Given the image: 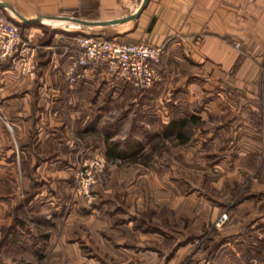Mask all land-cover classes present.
I'll return each instance as SVG.
<instances>
[{"label": "crops", "instance_id": "0c3cea01", "mask_svg": "<svg viewBox=\"0 0 264 264\" xmlns=\"http://www.w3.org/2000/svg\"><path fill=\"white\" fill-rule=\"evenodd\" d=\"M4 1L25 16L42 15L43 22L80 26L59 13L66 9L80 16L92 14L90 19H113L135 12L143 0ZM96 6L99 10L95 14ZM93 26L112 27L107 37L166 43L167 51L158 63L163 79L147 90L136 89L137 106L143 100L149 101V109L163 118L164 125L176 113L179 117L195 115L206 121L204 139L207 135L211 142L219 143L228 133L234 140L246 141L250 154L264 150V0H149L138 18ZM22 30L35 39L36 72L15 69L10 61L0 64V183H11L9 192L0 193L9 200L4 201L5 209L6 204L12 205L25 193L32 211L44 219L48 212L56 216L66 213L57 258L71 264H101L103 260L116 264H178L190 255L193 264H223L219 258L224 253L227 264H247L258 258L254 255L246 261L243 255L253 245H259L254 252L260 254L259 262L264 264V237L262 233L251 236L264 230L260 210L264 207V192L254 204V222L251 198L261 192H246L233 207L238 225L248 219L241 226L244 230L230 231L233 228L229 226L226 238L210 237L207 246L197 250L188 236L187 213L194 209V200L206 196L201 192L196 196L180 194L183 217L179 236L160 226L159 230L134 227L132 216L139 207L124 205L134 202L132 192H126L130 197L126 200L125 192H115V202L107 192H95L93 203L78 200L69 206L78 148L83 147L85 152L106 150L105 136L100 142L94 140L99 125L97 122L96 130L92 127V117L106 115L108 101L133 87L109 74L106 65L70 83L67 71L71 59L64 45L57 43L61 32L42 24L22 26ZM78 137H82L81 142ZM221 153L225 159L218 165L233 164L227 168L231 181L242 180L252 171L250 164L239 168L237 145ZM14 185L19 189L12 192ZM161 193L163 197L171 196V192ZM219 195L209 196L210 205L207 196V201L202 198L199 222L214 220L225 207L226 200Z\"/></svg>", "mask_w": 264, "mask_h": 264}, {"label": "rangeland", "instance_id": "374dc122", "mask_svg": "<svg viewBox=\"0 0 264 264\" xmlns=\"http://www.w3.org/2000/svg\"><path fill=\"white\" fill-rule=\"evenodd\" d=\"M1 10L13 20L23 22L11 9L1 8ZM94 10L96 14L99 9L96 6ZM59 14L80 16L78 12L67 11L66 9H63ZM89 16L80 17L88 18ZM41 24L49 30L55 29L61 32L58 35L60 36L57 41L58 45H65L73 41L65 33L82 32L107 37L112 28L86 24L74 26L43 21ZM22 31L24 35L25 31ZM32 44L36 45L33 35ZM5 61L8 60L1 61L0 64ZM133 89L129 88L114 100L108 101L106 115L93 116L91 123L95 130L97 129V122L99 125L94 140L100 142L104 136L107 139V144L117 140L122 148L129 151L128 156L123 157L122 160L107 158L105 167L98 172L90 186L93 194L90 200L75 191L77 185L76 172L80 166L79 158L85 152L83 147H79L78 156L72 166L69 206L78 200L93 203L97 197L95 192H107L109 196H113L114 202L116 201L115 192H125L124 194L132 192L131 194L135 195L133 196L134 202L124 205L134 204L135 209L139 207L133 212L135 213L132 216L134 227L140 230H151L156 227L159 230L158 227L160 226L168 229L173 235L175 233L179 236L182 233L179 231L182 222L180 218L183 217L179 205L181 193L187 192L189 196L191 194L196 196L197 192L206 194L207 197L200 195L206 201L208 199L210 205L212 204V200L209 199L210 195L217 196L219 195L217 192H233L232 196L219 195L222 200H226L225 207L220 209L214 220L206 219L204 224L198 220L199 215L203 212V206L200 204L202 198L200 201L194 200L191 203L194 209L190 208L189 213H187L189 216L187 232L196 250L207 246L210 237L226 238L225 235L229 233L228 229L231 226L233 229L230 231L239 228L241 231L244 230L245 227L241 229V226L247 224L248 219L245 223L238 225L237 217L235 216L236 218L233 219V207L246 196V192H261L260 194L256 193L258 195L251 198L253 202L251 217H253L254 222V215L257 214L254 211L256 208H254V204L264 192V150L261 149L257 151L258 153L252 152L250 154L246 141L243 139L234 140L228 133L221 136L222 140H219V143L211 142L207 135V139H204V132L202 131L206 124L204 119L191 122L188 127L190 141L187 145L180 143L175 135H166L163 118L155 115L154 111L149 109V101L143 100L142 104L137 106L134 100L136 97L134 94L137 93V90ZM173 116H179V114L176 113ZM200 136L203 137L197 143L196 138ZM81 139L78 137L77 140L81 142ZM234 144L238 146V155L241 157L238 160L239 168H244L247 164L253 167L250 174L245 175L242 180H236V182L231 181L227 175V168L232 167L233 164L218 165V162L224 158V154L221 152H228L230 145ZM131 145L134 147L133 150H130ZM96 152L86 153L93 155ZM15 185L18 186V183ZM15 185L12 192L19 189ZM10 186L11 183H0V193L9 192ZM161 192H171L170 198L168 196L163 197ZM126 198L130 199L127 194L123 200ZM4 201L8 203L9 200H4L0 196V264H71L67 260L61 261L57 258L58 253H61L58 251L59 237L66 223V213L56 216L54 213L48 212L45 213L46 219H44V216L32 211L25 193H21V196L17 197L12 205L6 204V209L4 208ZM262 205L264 206V202ZM260 210L264 214V207ZM224 212L227 213L226 221L222 225H217L219 217ZM207 215L209 216V214ZM211 216L209 217L211 218ZM17 221H23L25 226L18 224ZM234 224L236 226H233ZM246 229L250 231L249 228ZM14 232L18 233V240L13 239ZM261 233L264 237V230L256 231L251 236L253 238L259 237ZM172 238V242H174L175 237L172 236ZM253 246L255 249L259 245ZM254 249L251 258L254 255L258 258L250 261L249 264H263L259 262L260 254L255 253ZM225 255L226 253L221 255L219 262L227 264ZM193 258V255H190L178 264H193ZM101 264H116V262L103 260ZM118 264H122V262Z\"/></svg>", "mask_w": 264, "mask_h": 264}, {"label": "built area", "instance_id": "2783aa9c", "mask_svg": "<svg viewBox=\"0 0 264 264\" xmlns=\"http://www.w3.org/2000/svg\"><path fill=\"white\" fill-rule=\"evenodd\" d=\"M71 43L64 45L71 59L67 79L75 83L102 65L108 73L130 84L135 89L147 90L163 79L158 63L167 51L166 43L154 44L146 41H126L118 37H104L94 34H68ZM240 46V42H236ZM36 45L32 34L23 35L22 24L13 20L0 9V62L8 60L15 69L34 74L36 72ZM6 124L8 120L2 116ZM264 135V126L262 128ZM76 172V192L92 199L91 185L96 175L107 162L104 152L93 155L83 152ZM264 165V164H263ZM227 219L224 212L217 222L222 225Z\"/></svg>", "mask_w": 264, "mask_h": 264}, {"label": "trees", "instance_id": "16d2710c", "mask_svg": "<svg viewBox=\"0 0 264 264\" xmlns=\"http://www.w3.org/2000/svg\"><path fill=\"white\" fill-rule=\"evenodd\" d=\"M24 27H27V26H24ZM78 33L84 34L82 32H71L68 34L74 35ZM109 38H112V37H109ZM196 121H199V118H197V116L195 115H191L189 117H179V116L176 117L175 116L171 119V121L167 125L164 126V131L166 135H170V134L175 135L179 139L180 143H187L191 139L190 134H188L189 133L188 127L191 122H196ZM130 148H131L130 150H133L134 147L131 145ZM128 153L129 151H126L124 148H122L120 145V142L117 140L109 142L105 150V155L107 156V158L127 157ZM17 223L25 226V223L23 221H17ZM17 235L18 233L16 234L14 232L13 234L14 240H18ZM252 249H254V247L251 248L250 250L246 249V253L243 252V255L246 258V261L252 257V254H253ZM239 264H243V263L240 262Z\"/></svg>", "mask_w": 264, "mask_h": 264}, {"label": "water", "instance_id": "95a60500", "mask_svg": "<svg viewBox=\"0 0 264 264\" xmlns=\"http://www.w3.org/2000/svg\"><path fill=\"white\" fill-rule=\"evenodd\" d=\"M149 0H143L139 6V8L131 13L128 14L124 17H119V18H113V19H87V18H83V17H79V16H69V15H65V16H61V17H66L69 18L73 21L79 22L80 24H86V25H108V24H114V23H118V22H122L128 19H133V18H138V16L141 14V12L144 10V8L147 6ZM0 7H4V8H10L12 9L15 14L21 18V20L23 22H21V24L23 26H31V25H37V24H41L42 23V19L43 16L42 15H38V16H33V17H28L23 15L22 13H20L13 5L9 4L7 1L4 0H0Z\"/></svg>", "mask_w": 264, "mask_h": 264}, {"label": "bare ground", "instance_id": "6f19581e", "mask_svg": "<svg viewBox=\"0 0 264 264\" xmlns=\"http://www.w3.org/2000/svg\"><path fill=\"white\" fill-rule=\"evenodd\" d=\"M12 10V9H11ZM13 11V10H12ZM14 12V11H13ZM15 13V12H14ZM61 17V16H60ZM61 18H65V19H67V20H71V19H69V18H66V17H61Z\"/></svg>", "mask_w": 264, "mask_h": 264}]
</instances>
